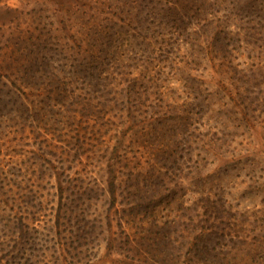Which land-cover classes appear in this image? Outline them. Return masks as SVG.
Here are the masks:
<instances>
[{
  "label": "trees",
  "instance_id": "obj_1",
  "mask_svg": "<svg viewBox=\"0 0 264 264\" xmlns=\"http://www.w3.org/2000/svg\"><path fill=\"white\" fill-rule=\"evenodd\" d=\"M106 1L34 0L56 26L3 43L0 264L264 258V205L205 188L230 129L264 127V0Z\"/></svg>",
  "mask_w": 264,
  "mask_h": 264
},
{
  "label": "rangeland",
  "instance_id": "obj_2",
  "mask_svg": "<svg viewBox=\"0 0 264 264\" xmlns=\"http://www.w3.org/2000/svg\"><path fill=\"white\" fill-rule=\"evenodd\" d=\"M123 1L127 2L126 0ZM106 2L111 3L112 0H107ZM218 6V3L214 5L215 8H218ZM208 7V10L215 12L214 8H211L213 6L208 4ZM221 13L222 11L219 14ZM54 15L55 14L52 13L51 8L47 6L46 2L41 4L39 2L34 3V0H0V51L3 43L8 44L9 39L12 37L14 38V34L17 33L18 27L26 28L28 25L31 27L35 26L36 29H32V33L37 35L42 26L44 28H48L49 26L52 28L55 27L57 17ZM119 16L123 17V13H119ZM15 22H17L18 25L16 24L15 26ZM44 30L40 32L42 33ZM150 31L151 30H149V32ZM44 32H46V30ZM51 34L55 42V31L53 30ZM156 37V39L160 40V35ZM178 42L181 41L178 40ZM161 45H164V43L161 42ZM180 48L181 50L186 48L185 44H181ZM236 48L237 51H232L234 56L232 62L238 63L239 66H246V62L251 59L249 56L261 55L259 53L261 48L252 43L250 45L242 43L240 47ZM199 54L202 56V51H199ZM202 60V62H199L197 69L194 70L196 76L201 72L206 75L207 72L212 71L213 68L218 66V60L216 59H214V61ZM179 85L180 84L176 82L172 83L173 87ZM6 89L7 87H3V92H7ZM10 96L11 95H8V98H10ZM14 98L15 96L11 99ZM4 109L6 110V108ZM230 131L237 132L234 139L235 141H233L232 145L229 147L231 151L223 155L221 159H215L213 163L206 164V173L208 174L209 181H207L208 183L205 188L208 189L211 187L212 190L222 191L223 196L230 201L234 208H245L249 206L251 209L255 206H262L264 205V127L261 125V122L256 121L248 131H242L238 128L230 129ZM3 158L6 160H15L14 158L16 157L9 158L5 155ZM226 158H229V161ZM5 159H3V162H5ZM224 159L227 160V162H225ZM251 159H255L257 164L255 163V165L252 161L250 162ZM250 177H254L260 182H252ZM187 195L190 196L188 193ZM176 206L177 205L173 203L174 209ZM164 210L165 208L162 211ZM253 260L254 262H252V264H264L263 257ZM247 261L250 264V257Z\"/></svg>",
  "mask_w": 264,
  "mask_h": 264
}]
</instances>
